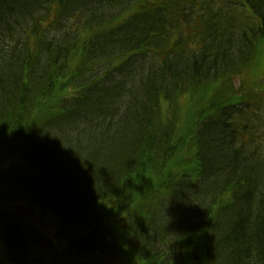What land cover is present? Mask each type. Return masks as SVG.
Wrapping results in <instances>:
<instances>
[{
    "label": "trees",
    "instance_id": "1",
    "mask_svg": "<svg viewBox=\"0 0 264 264\" xmlns=\"http://www.w3.org/2000/svg\"><path fill=\"white\" fill-rule=\"evenodd\" d=\"M0 264H264V0H0Z\"/></svg>",
    "mask_w": 264,
    "mask_h": 264
},
{
    "label": "rangeland",
    "instance_id": "2",
    "mask_svg": "<svg viewBox=\"0 0 264 264\" xmlns=\"http://www.w3.org/2000/svg\"><path fill=\"white\" fill-rule=\"evenodd\" d=\"M249 79L244 77V74H241L233 78L231 81L234 87H240L242 83H249ZM31 219L35 222L38 231L42 234L43 239L38 242V252L42 253L45 257L50 258L48 254L47 245L54 244L58 248L61 247L58 240L55 239V228L52 224H49V220H44L39 217L37 214L32 213Z\"/></svg>",
    "mask_w": 264,
    "mask_h": 264
}]
</instances>
